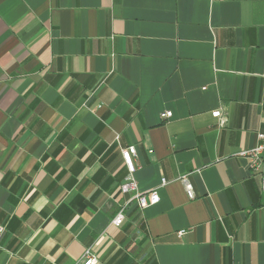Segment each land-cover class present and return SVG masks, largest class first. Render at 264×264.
<instances>
[{"label":"crops","instance_id":"crops-1","mask_svg":"<svg viewBox=\"0 0 264 264\" xmlns=\"http://www.w3.org/2000/svg\"><path fill=\"white\" fill-rule=\"evenodd\" d=\"M262 129L264 0H0V264H264Z\"/></svg>","mask_w":264,"mask_h":264},{"label":"built area","instance_id":"built-area-1","mask_svg":"<svg viewBox=\"0 0 264 264\" xmlns=\"http://www.w3.org/2000/svg\"><path fill=\"white\" fill-rule=\"evenodd\" d=\"M172 111L167 110L161 113L163 118H170L172 116ZM212 115L220 120L221 123H225L226 115L222 109H216L212 112ZM258 143L255 147L249 150L241 151L242 155L249 157L250 166L255 173H260L262 175V184L264 189V129L260 130L257 134ZM137 155V149L135 145H130L128 147L122 148V156L124 162L128 168V176L126 180L121 184L120 191L124 193L136 192L133 198L136 199L138 205L141 208H145L149 205H154L160 201V196L157 189H152L148 192L141 193L137 192L138 183L134 178V173L136 170L135 157ZM186 185V189L190 198L195 196L193 191V185L189 182L187 177L183 178ZM165 183V180L163 181ZM125 220L124 208L116 214L112 220V224L116 226L122 225ZM5 232V225L0 224V238ZM98 257L92 251L91 248H87L81 257L75 264H97Z\"/></svg>","mask_w":264,"mask_h":264}]
</instances>
